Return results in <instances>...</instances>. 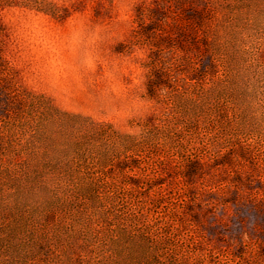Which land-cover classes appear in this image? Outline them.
<instances>
[{"label": "rangeland", "instance_id": "rangeland-1", "mask_svg": "<svg viewBox=\"0 0 264 264\" xmlns=\"http://www.w3.org/2000/svg\"><path fill=\"white\" fill-rule=\"evenodd\" d=\"M236 178L264 181V0H0V264H264L207 201Z\"/></svg>", "mask_w": 264, "mask_h": 264}, {"label": "trees", "instance_id": "trees-1", "mask_svg": "<svg viewBox=\"0 0 264 264\" xmlns=\"http://www.w3.org/2000/svg\"><path fill=\"white\" fill-rule=\"evenodd\" d=\"M214 68L215 64H211L208 68L206 66L201 67V71L203 74L210 76V71ZM157 79L159 80L160 78L157 77ZM160 85L161 84L158 82L157 85L155 84L154 86ZM243 157L244 156H242V158ZM225 163L226 162H218L216 165ZM202 164L203 163L199 161H191L183 166V179L188 186H190L191 183H193V180L200 175ZM255 183H257V186L252 187L251 182H248V180L244 182L243 179L236 178L234 181L227 182L226 186H222V189L218 188L217 191L209 186L206 190L207 201H210L209 206L220 205L226 209L229 208L228 206H232L235 209L234 216L237 217L239 222L245 221V218L240 216L244 210L248 213L249 211H252L253 215L256 217V226L264 228V181H258ZM242 186H244V189L246 190H243ZM194 220L197 221V218H194Z\"/></svg>", "mask_w": 264, "mask_h": 264}]
</instances>
